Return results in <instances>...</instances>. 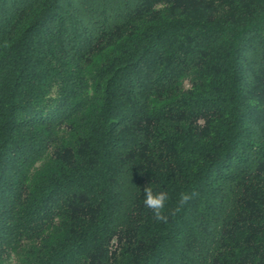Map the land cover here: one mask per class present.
Wrapping results in <instances>:
<instances>
[{
	"label": "trees",
	"instance_id": "obj_1",
	"mask_svg": "<svg viewBox=\"0 0 264 264\" xmlns=\"http://www.w3.org/2000/svg\"><path fill=\"white\" fill-rule=\"evenodd\" d=\"M0 264H264V0H0Z\"/></svg>",
	"mask_w": 264,
	"mask_h": 264
},
{
	"label": "clouds",
	"instance_id": "obj_2",
	"mask_svg": "<svg viewBox=\"0 0 264 264\" xmlns=\"http://www.w3.org/2000/svg\"><path fill=\"white\" fill-rule=\"evenodd\" d=\"M144 205L150 209L157 222L167 223L169 215L166 214V203L169 199V195L166 191H154L151 186H146L143 190ZM197 193L191 194L182 192L178 199V206L175 211L179 212L187 203L192 200Z\"/></svg>",
	"mask_w": 264,
	"mask_h": 264
}]
</instances>
